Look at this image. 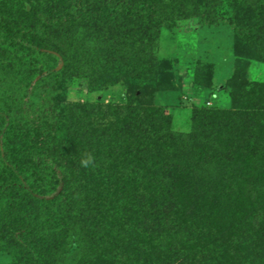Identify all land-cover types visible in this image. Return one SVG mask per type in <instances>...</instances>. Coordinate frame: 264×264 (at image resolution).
Here are the masks:
<instances>
[{"label": "trees", "instance_id": "trees-1", "mask_svg": "<svg viewBox=\"0 0 264 264\" xmlns=\"http://www.w3.org/2000/svg\"><path fill=\"white\" fill-rule=\"evenodd\" d=\"M187 1L0 0V197L13 229L10 264H89L105 235L101 216L111 210L89 190L91 174L103 159L149 150L130 141L127 150L101 118L102 107L62 105L60 90L144 80L150 54L144 50L155 38L146 20L152 14L160 29L174 20L170 9L180 10L181 20ZM206 4L187 15L201 25L225 23L247 40L264 39V0L254 1L250 24L216 16L214 0ZM232 97L229 109L200 113L189 134L168 129L161 110L140 116V136L173 139L166 151L160 144L153 191L169 195L158 200L172 211L156 239L173 249L172 264L264 263V84L245 81ZM143 161L150 164L147 156ZM131 214L122 229L133 241L138 213ZM163 214L158 208L156 216Z\"/></svg>", "mask_w": 264, "mask_h": 264}, {"label": "rangeland", "instance_id": "rangeland-1", "mask_svg": "<svg viewBox=\"0 0 264 264\" xmlns=\"http://www.w3.org/2000/svg\"><path fill=\"white\" fill-rule=\"evenodd\" d=\"M254 1L214 0L216 5L212 11L216 16L236 18L242 24H250ZM206 2L207 0L185 2L181 20L176 18L180 10L175 15L170 9L169 14L174 20L160 29L154 27L157 22L152 14L149 16L148 8L146 27H152V30L147 32L155 38L147 41L149 48H142V51L150 53L146 57L149 70L146 72L149 76L144 80H136L131 76L124 84L123 80L112 85L105 83L98 91L88 90L82 84L74 87L68 85L60 90L62 105L71 103L82 107L97 106L98 110L102 107L104 113L101 118H105L107 126H115L112 130L114 138L122 142L127 150L130 149L128 141L131 145L142 142L149 150L147 153L132 152L133 155L128 152L118 160L112 159L113 163L103 159L100 168L91 174L89 190L103 199L105 206L111 207V210L101 216L106 225L105 233L103 232L105 235L90 256L89 264H172L170 256L173 249L167 248V245L159 246V240L156 239V235H160L159 231L167 229L171 220L168 216L172 211L170 205L161 207L158 200L167 202L166 197L169 195L153 191L158 190L155 174L159 170L160 144L166 151L173 139L168 138L167 134L156 133L154 137H150L137 130L140 116L152 112H147L146 109L161 110L169 124L168 129L174 134H189L193 129V120L203 111L229 109L232 96L236 94L240 84L245 81L264 84V39H244L237 36L233 28L225 23L218 26L199 24L198 16L194 15L208 8ZM181 3L180 1L179 4ZM0 11H3V7H0ZM166 137L169 141L165 140ZM146 156L150 159L147 166L143 161ZM162 167L165 168L163 165ZM102 169L103 175H100ZM145 173L149 174V180L139 182ZM131 177L136 180L131 181ZM131 187H134L133 195L136 198L131 196ZM128 198L134 204H130V209L127 205ZM111 202L115 204L114 209ZM4 204L5 199L0 197V264H10L16 254H8L10 244L7 239L13 229L8 225L10 223L4 221V214L1 213V210L4 211ZM148 205L151 206L147 208ZM158 208L164 213L161 219L156 216ZM131 212L138 213L133 241L130 237L127 240L122 229L125 221L132 222L130 216L134 215ZM181 255L178 257L184 260Z\"/></svg>", "mask_w": 264, "mask_h": 264}]
</instances>
